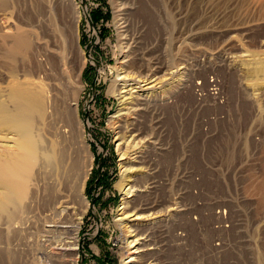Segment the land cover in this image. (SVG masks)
<instances>
[{"label": "rangeland", "instance_id": "374dc122", "mask_svg": "<svg viewBox=\"0 0 264 264\" xmlns=\"http://www.w3.org/2000/svg\"><path fill=\"white\" fill-rule=\"evenodd\" d=\"M34 20L40 22L36 29L45 38L44 43L52 36L54 53L59 52L61 56L65 41L78 36L79 49L74 47L71 53L74 93L69 96L72 102L76 100L78 109L77 118L74 116L76 136L72 137L70 132L63 139L58 134L55 136L58 138L56 146L52 145L53 140L45 143L50 153L55 147L62 150L59 160L62 159L64 165L58 174L41 183L44 186L39 210L34 207L30 189L16 203L8 196L0 200V264H69L73 261V264H134L129 260L140 255L135 250L143 246L144 240L136 241L143 234L138 237L132 230L142 225L144 228L153 227L149 225V219L154 216L140 205L145 218L125 217L122 214L123 202L136 198L138 207L146 198L144 195L140 202V197H131L127 187L135 180L127 181V178L139 177L143 191L136 193L143 195L147 180L143 168L136 169L143 166L137 157H132L140 152L141 144L149 137L158 139L156 132L150 133L154 118L159 114L158 117H166V122L173 125L172 120L181 114L185 118L180 125L181 134L187 135L191 133L186 123L190 118L187 114L221 111L229 114L232 120L225 127L231 140L227 143L223 138L215 140V128L223 127L211 122L208 128L211 141L206 143L207 151L201 147L205 141L198 134L195 141L199 142L202 150H191L187 156L188 159L192 155L197 170L202 169L198 156L202 153L208 162H221L222 168L219 165L213 170L208 168V196L217 204L223 203L221 177L226 173L223 168L230 166V162L239 164L240 156L246 165V152L253 147L261 151L258 153L261 166L253 171L255 177L253 179L252 175L250 178L251 184L262 175L263 178L258 187L246 188L244 194L248 200L240 204L243 210L239 217L243 223L239 229L243 232L242 238L236 228L225 234L216 232L211 225L207 239L196 240L195 249L190 247L188 256L183 254L182 259L187 257L190 263L175 261L174 264H264V215L252 213L254 189L257 204L260 210H264V0H0L1 160L6 158L10 161L14 147L23 149L34 145L28 107L31 78H26L27 72L20 70L14 75L9 73L6 68L8 60L4 57L7 50L3 43L5 37L16 33V27L31 30ZM122 26H126L130 37L136 35L139 43L138 57L134 53L131 59L132 75L138 69L141 71V62L153 66L158 57L171 66L169 70L156 69L149 79L151 82L143 87L142 93L154 92L153 99L148 110L141 111L138 127L134 129L126 128L125 121L135 123L137 114L118 116L125 105H131V100L123 105L124 98L113 90L114 82L124 76L120 67L123 58ZM22 60L25 61L23 55L18 53V64H15L22 67ZM169 71L172 73L164 75L161 82L160 79L152 81ZM145 74L146 71L143 72ZM11 81H18L20 85L13 86ZM134 82L129 81L128 84ZM215 83L219 89L211 90ZM153 85V88L146 89ZM214 92L225 97L224 105L217 102L219 94ZM170 96H175L176 101L167 102ZM155 99L164 104L152 105L157 102ZM148 111L151 114L147 115ZM60 114H55L56 128L64 123V114ZM225 115L214 114L212 117L220 121ZM121 127H124L125 142L120 138ZM139 138L144 141L135 146ZM127 147L130 152L123 159L121 152ZM42 151L38 152L40 157L45 154ZM132 165L135 169L126 172V167ZM8 166L0 162V192L4 190L1 171L9 173ZM23 180L27 181V176ZM47 194L56 195L61 201L56 204L59 215L53 219L50 213L55 205ZM217 194L219 199H216ZM67 205L71 208L66 209ZM15 211L19 223L17 227H10L11 214ZM52 220L59 221L58 224L63 226L59 228L64 232H55L56 227H51L55 225ZM214 220H217L215 215L209 222ZM166 233L170 234V241L172 229ZM195 234H199L196 229L192 235ZM223 234L230 248L212 251L211 239L221 240ZM74 239L78 249L70 250L74 246L70 241ZM136 243L139 244L134 246ZM146 252H143L146 257L143 264L154 263V257L159 264H166L161 255L148 257ZM150 252L159 254L156 250ZM165 256L170 258L174 253L167 250Z\"/></svg>", "mask_w": 264, "mask_h": 264}, {"label": "bare ground", "instance_id": "6f19581e", "mask_svg": "<svg viewBox=\"0 0 264 264\" xmlns=\"http://www.w3.org/2000/svg\"><path fill=\"white\" fill-rule=\"evenodd\" d=\"M40 10V7L38 8ZM40 27V22L38 20H34V25H32L31 30H27L23 27H16L15 31L16 33L12 36L5 37L3 40V43L5 44V48L7 52L4 53V57L8 60L6 63V68L9 71L10 74H16L17 71H22L24 73L27 72L26 78L30 76L31 81L29 83V89H30V100H29V110L31 114V127H32V135L34 138V145L32 148H18L14 147L12 150L11 160L9 159H0V162L2 164H9L7 167L8 172L1 171V187L4 189L2 192H0V200L2 197L8 196L11 198L15 203L19 200L25 197L26 193L30 189L31 191V198L34 201V207L37 210L41 207V197L43 196L42 188L43 184H41L45 179L51 178L55 174H58L61 171V165H64L63 160H59V157L62 155V150H57L56 147L54 148L53 152H48L49 149L45 147V143L48 144L49 140H53L52 145L56 146L58 144L57 139H55V136L60 134L63 139H65L68 135V133L71 132V136L74 137L75 135V119L77 118L78 109L76 108V100L72 102L70 100L69 96L70 94L74 93V84L72 82V74H74V62L73 58L71 56V53L73 52L74 47H77L79 49L78 44V36L75 35V38L67 39L65 41V45L63 47L61 55H59V52L54 53V49L52 46L54 45L53 37H49V40H47L46 43H44V37H41L39 33L37 32L36 28ZM123 29H121V51H122V62H121V71L124 74L121 79H118L113 84V90L118 92V95L123 97L122 104L125 105L127 103H131L130 106L125 105L121 110L122 112L119 113L118 116H124V115H131V113H135L138 115L136 118L135 123L130 122L128 124V121H125V127L129 128V126L134 129L138 127V121L137 119L139 116L141 117V111L144 109V111L148 110L147 108L150 107L148 104L153 99L152 94L154 93H142L143 87L150 83V78H152V74H155L156 69H164L167 68L168 70L171 68L170 63L165 62V60H162L160 57L157 58V61L154 63L155 65L150 66L148 64H144L143 62L140 63L139 68H141V71L134 72L133 75L131 74V68L132 63L131 59L132 56L135 55L138 57V41L136 42V35L135 36H129L127 34V30L125 29L126 26H122ZM76 33V32H75ZM78 39V41H77ZM51 41L53 42L51 44ZM81 49V48H80ZM3 50V48H2ZM77 50V49H76ZM142 51V50H140ZM56 52V49H55ZM2 53V52H1ZM20 53L23 55V59L26 61L22 64V67H18L19 65H16L15 62L17 61V55ZM140 57L142 55L140 54ZM139 57V58H140ZM142 60V59H141ZM143 61V60H142ZM17 63V62H16ZM134 63V62H133ZM18 64V63H17ZM135 64V63H134ZM21 66V65H20ZM70 68L72 71L70 72ZM144 68H146L144 70ZM80 70V69H79ZM146 74L143 75V72ZM73 72V73H72ZM75 72H77L75 68ZM137 73L136 76H134ZM171 74L172 72L169 71L168 73H164L162 76H158L156 78H153L154 80H159V82L162 81V78L164 75ZM77 74L75 73V76ZM80 76V75H79ZM77 76V77H79ZM17 78V77H14ZM80 78V77H79ZM171 78V77H168ZM186 80V79H183ZM119 81H122V84H119ZM129 81H135L134 83H129ZM13 86L20 85V82L18 81H11L10 82ZM189 84V82H187ZM121 85L122 87L119 88L118 86ZM127 86H132V88H126ZM153 86H149L146 89H151ZM183 87V86H182ZM131 91V93L129 92ZM134 93H137L134 95ZM215 93V92H214ZM124 94V95H122ZM210 94V93H209ZM212 96V95H211ZM128 100H131L128 102ZM222 102V101H221ZM137 107V108H136ZM125 111H124V110ZM60 112L61 114H64L63 116V122H61V126L59 128H56V121H55V114ZM60 114V115H61ZM117 116V117H118ZM132 116V115H131ZM60 117V116H59ZM60 119V118H59ZM62 119V118H61ZM139 120V119H138ZM140 123V122H139ZM6 125L5 123H3ZM128 124V126H126ZM2 125V122H0V126ZM122 128V127H121ZM124 128V127H123ZM123 128L120 130L122 132L120 138L123 139V142H125L126 135L124 133ZM59 130V133H58ZM140 129L138 128V131ZM57 131V132H55ZM137 131V133H138ZM54 132V133H53ZM140 132V131H139ZM157 134V133H156ZM136 134H134L133 141L135 140ZM158 138V136H157ZM150 139H154V137H151ZM143 138H139L137 140V144L135 146L142 143ZM154 142L157 141L156 138L153 140ZM128 142V141H127ZM130 144V142H129ZM44 150V151H42ZM44 152L45 154L43 156H39L38 152ZM130 152V151H129ZM128 147L124 149L122 153V158H127L129 154ZM136 156H133L134 158ZM135 167L130 166L126 167V172H131L134 170ZM143 167H136V169H142ZM27 176V181L23 180V177ZM127 176H124V179L127 181H134L133 184H125L128 185L127 189L131 193V197H133L136 192L143 191V186L140 182L139 177L135 178H127ZM148 187V186H147ZM145 189V188H144ZM145 191V190H144ZM82 193V192H81ZM50 196V201L55 205L51 209V216L52 219L59 215L57 211V205L60 203V198L56 195L51 196V194H47ZM130 196V195H129ZM138 198L141 199L144 197V195L137 194ZM149 198V197H148ZM136 198H133L132 200H125L124 206H123V213L125 214V217L127 216H136V219H143L145 218L142 212L140 211V207L142 204H139L138 207H136L137 203ZM138 200V203H140ZM65 203L69 204V201H65ZM135 203V204H134ZM141 205V206H140ZM66 209L71 208L70 206H66ZM166 207H163L161 209H157L156 211L152 212L148 210L147 207L142 206V209L148 210V212L151 215H155V213H160L162 210H164ZM16 212L11 214L12 222L9 224L10 227H17L19 223V218L16 216ZM71 213H68V216H70ZM81 219V218H80ZM15 220V221H14ZM68 218L66 217V221ZM55 225H51V227H56L55 232L61 233L64 232L60 230L59 227H63L62 225H59V221H54ZM67 226V225H65ZM152 226V225H151ZM69 227V226H67ZM156 227H146L144 228L142 226H136L132 231L135 232L134 235H138V237L141 235L136 241L138 240H144L143 246H139L135 253H140V255L135 256L129 260V262H134V264H143L146 261L144 251H147L148 257H154L155 255H161V249L157 241V234ZM52 230V231H54ZM77 231V229H74ZM51 232V231H50ZM78 232V231H77ZM76 234V232H75ZM76 236V235H75ZM159 242H164V240L161 239V235L159 236ZM76 238V237H73ZM77 240H71L70 242L74 244L73 247H70V250H77L78 244L76 242ZM169 238L165 240V242H168ZM49 242H52L49 239ZM156 244H153L155 243ZM136 243L134 246H137ZM151 245L157 246V252L159 254L151 253L150 251L155 250L154 248L150 247ZM167 253V249L164 250ZM142 252V253H141ZM149 252V253H148ZM50 257V256H49ZM147 257V258H148ZM143 259L145 261H143ZM154 263L157 264V259L154 257ZM128 262V263H129ZM148 262V261H147ZM73 262H70L69 264H73Z\"/></svg>", "mask_w": 264, "mask_h": 264}, {"label": "built area", "instance_id": "2783aa9c", "mask_svg": "<svg viewBox=\"0 0 264 264\" xmlns=\"http://www.w3.org/2000/svg\"><path fill=\"white\" fill-rule=\"evenodd\" d=\"M216 86L210 89L218 90L219 88ZM215 93L219 94V98L216 96L217 102L221 103L222 101L220 105H224L226 102L225 97L220 93ZM175 98V96H170L167 102H175ZM161 103L162 105L164 104L162 101L157 100V102L154 101L152 105ZM201 106H203V104H201ZM201 106L198 107V109L201 108ZM159 110L163 112L162 108ZM149 114H151L150 111H148L147 115ZM214 114L226 115L220 121H216V117H212ZM214 114H187L190 118H188L186 123H188L191 130V133L187 135L181 134L180 125L183 124L182 122L185 119L181 114H177L172 120L173 125L166 122V117H158V114L154 118L152 123L154 126L150 132L151 134L153 132L157 133V141L154 142L149 137L141 144L142 148L140 152L135 155L143 166L142 171L145 173V178L147 180L146 185L149 186L145 187L146 190L143 195H145L147 199L144 197L145 200L142 206H146L152 212L166 207L160 213H155V215H153L154 218L151 217V219H149V221H151L149 225L157 228V241L161 249L162 259L166 261V264H174L176 262L178 263V261L190 263L187 257L184 260L182 259L183 254H187L188 256L190 247L195 249L196 240L200 241L207 239V232H210L211 225H213L212 227L216 232L225 234H229L231 230L236 228L238 236L242 238L243 232L239 229L242 227L243 223L240 222L239 217L243 215V210L240 204L248 200L244 194L246 188L258 187L263 178L262 175L257 181L251 184L250 178L252 175L253 179L255 177L253 171L258 170L261 166L258 156V153L261 151L253 147L246 152V154H248L246 165H243L244 158L240 156L242 161L239 159V164L230 162V164H228L230 166L223 168L226 170V173H223L224 175L221 177V182L223 184V193L221 197L223 198V203L217 204L208 196V168L213 170L216 169L218 165L222 168L221 162H208V159L204 160V154L202 153V155H198L202 169L197 170L194 162H192V155L188 159L187 156L188 153H192L193 150L195 152L197 148H200L201 151L202 147L204 151H207L208 145H206V143L211 141L208 137V128L211 122L221 124L223 127L215 128L217 131L215 140L219 141L220 138H223L226 143L231 140L227 136V129L225 128L232 121L229 114L222 111ZM197 125L198 129L196 130L195 126ZM147 126L150 127L151 124L147 122ZM211 132V137H213L214 134L212 129ZM235 132H237V130ZM198 134H200L205 141V143L202 141L203 146L201 147L199 142L197 140L195 141ZM175 137L179 139L176 140ZM249 162H251L250 165L248 164ZM134 196L136 197L137 194ZM256 196L257 194L254 189L253 199L255 200V206L252 213H262L264 215V210H260L257 204L258 200ZM219 197L220 195L217 194L216 199H219ZM213 215L217 218L216 222L215 220L209 222V219ZM247 215H249V213ZM202 222H204V224ZM169 228L173 231L171 240L174 239V241L170 240L165 242L170 236V234L166 233ZM194 229L199 232V237L196 236V234L192 235ZM225 234L221 236V240L219 238L215 240H213V238L211 239V242L213 241L212 246H210L212 251L230 248V243H228ZM160 235L164 242H159ZM150 247L157 250V246L155 245H151ZM165 249L171 250L174 256L167 258L168 256H165Z\"/></svg>", "mask_w": 264, "mask_h": 264}, {"label": "trees", "instance_id": "16d2710c", "mask_svg": "<svg viewBox=\"0 0 264 264\" xmlns=\"http://www.w3.org/2000/svg\"><path fill=\"white\" fill-rule=\"evenodd\" d=\"M93 18L95 19L94 15H93ZM99 179H101V177H100ZM99 179H98V180H99Z\"/></svg>", "mask_w": 264, "mask_h": 264}, {"label": "water", "instance_id": "95a60500", "mask_svg": "<svg viewBox=\"0 0 264 264\" xmlns=\"http://www.w3.org/2000/svg\"><path fill=\"white\" fill-rule=\"evenodd\" d=\"M95 83V82H94ZM94 90H95V87H94Z\"/></svg>", "mask_w": 264, "mask_h": 264}]
</instances>
